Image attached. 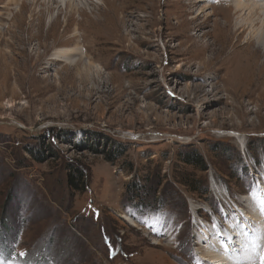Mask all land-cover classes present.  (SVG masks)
Wrapping results in <instances>:
<instances>
[{
    "label": "rangeland",
    "instance_id": "1",
    "mask_svg": "<svg viewBox=\"0 0 264 264\" xmlns=\"http://www.w3.org/2000/svg\"><path fill=\"white\" fill-rule=\"evenodd\" d=\"M57 2L0 0V264H199L264 218V50L234 0Z\"/></svg>",
    "mask_w": 264,
    "mask_h": 264
},
{
    "label": "bare ground",
    "instance_id": "2",
    "mask_svg": "<svg viewBox=\"0 0 264 264\" xmlns=\"http://www.w3.org/2000/svg\"><path fill=\"white\" fill-rule=\"evenodd\" d=\"M35 4L39 1L47 2L49 7L57 4V0H33ZM85 4H92V0H82ZM113 1V0H111ZM17 3V2H16ZM15 3V4H16ZM59 3L66 4L67 8L73 11H79V5L75 0H59ZM104 6L107 3L102 2ZM86 5V6H87ZM235 15L239 21L235 24V38L238 41L240 36L247 30L251 32L247 41L245 42V50L253 45H257L259 49L264 50V0H234L232 5ZM66 8V9H67ZM95 8V7H94ZM191 7H188L190 9ZM187 9V8H186ZM215 9V8H214ZM103 10V9H102ZM109 7H105V10ZM215 12V10H214ZM102 14L105 12H101ZM199 16V15H198ZM256 27V28H255ZM255 28V29H254ZM55 59H62L69 63H74L76 60H82L83 65H88V62L83 61L84 55L80 49L64 48L55 51ZM53 57V58H54ZM261 197V196H260ZM264 196L262 197V200ZM264 201V200H263ZM249 205V204H248ZM253 206V205H252ZM263 206V205H261ZM251 207V206H250ZM252 211V209H249ZM254 210V209H253ZM248 214V213H246ZM249 215V214H248ZM249 222H244V228L240 226L230 228L225 239L219 237L214 229H210L205 239L199 240L198 244L204 247L202 253H199L203 261L207 259L204 264H259L260 256L264 255L262 243L264 237V218H262L258 210H254L249 216H245ZM231 222V221H230ZM235 223V222H234ZM222 230V229H221ZM227 231V229L225 230ZM212 235V236H211ZM200 246V247H201ZM198 259L201 261V259ZM253 258V259H251Z\"/></svg>",
    "mask_w": 264,
    "mask_h": 264
},
{
    "label": "trees",
    "instance_id": "3",
    "mask_svg": "<svg viewBox=\"0 0 264 264\" xmlns=\"http://www.w3.org/2000/svg\"><path fill=\"white\" fill-rule=\"evenodd\" d=\"M121 153L118 154L117 157L119 155H121ZM182 162L185 163V164H188V165H192V166H194L196 168H199L200 170H204L205 169L204 166H203V162L201 160V157L198 154L194 153V152H191L190 154H186L182 158ZM82 178H83V174L81 173V171L75 168L73 170V173L69 174V176H68V181L67 182H68L69 187H71L75 191H81L82 189H84L83 185H80L81 184L80 180ZM190 183L193 184V182H190ZM191 190H195V188L194 189L192 188Z\"/></svg>",
    "mask_w": 264,
    "mask_h": 264
},
{
    "label": "snow or ice",
    "instance_id": "4",
    "mask_svg": "<svg viewBox=\"0 0 264 264\" xmlns=\"http://www.w3.org/2000/svg\"><path fill=\"white\" fill-rule=\"evenodd\" d=\"M260 264H264V255L261 257Z\"/></svg>",
    "mask_w": 264,
    "mask_h": 264
}]
</instances>
